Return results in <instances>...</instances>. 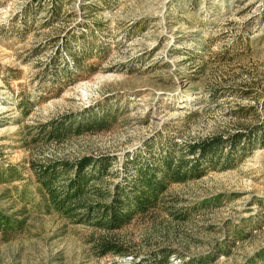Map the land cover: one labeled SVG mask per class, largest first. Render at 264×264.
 <instances>
[{
  "label": "rangeland",
  "instance_id": "374dc122",
  "mask_svg": "<svg viewBox=\"0 0 264 264\" xmlns=\"http://www.w3.org/2000/svg\"><path fill=\"white\" fill-rule=\"evenodd\" d=\"M95 120L105 127L45 138L54 126ZM256 124L264 126V0H0V215L12 226L0 224V264H129L161 249L171 264H264L256 137L218 152L233 167L164 182L112 230L56 211L38 172L108 156L109 172L90 190L118 186L134 197L135 167ZM56 167L61 189L71 173ZM93 238L124 254H101Z\"/></svg>",
  "mask_w": 264,
  "mask_h": 264
},
{
  "label": "trees",
  "instance_id": "16d2710c",
  "mask_svg": "<svg viewBox=\"0 0 264 264\" xmlns=\"http://www.w3.org/2000/svg\"><path fill=\"white\" fill-rule=\"evenodd\" d=\"M89 52H83L81 56H74L75 65L78 67L80 58L87 55ZM66 75V70L63 71ZM62 88L58 90L60 92ZM103 121L95 120L93 122H76L71 126H54L51 131H44L45 138L60 140L68 134L78 135L85 131H95L105 127ZM258 126L244 133H236L227 138L211 137L199 142L185 144L177 155L173 154L172 150L163 152V156L157 158L154 162V167H135L137 174L134 175V197L126 191H121L118 186L114 187L116 192L94 189L90 190L93 179L98 176L105 175L111 167L110 158L108 156H100L97 158L83 156L76 162H58L50 165L40 166L38 172L43 177H40V182L44 185V196L46 201L50 203L56 211L64 213V215H73L76 212L83 213L86 223L95 227L104 229L119 228L133 217V215L142 213L144 209L150 205L152 199L164 187L166 183L183 182L192 178H200L207 170H224L233 167L230 158L225 156L218 158V152L222 148H236L240 140L244 136H252L258 139V143L264 144V126ZM250 132V134H248ZM244 139V138H243ZM191 158H187V156ZM56 165L61 167V172L64 175L71 173V176L65 180V184L61 189H57L54 183L57 182L60 176L57 175ZM152 166V164H150ZM148 167V168H147ZM37 172V173H38ZM36 173V174H37ZM161 173V176L156 178V175ZM98 175V176H97ZM87 192H93L99 198L110 199L107 203L95 202L87 204L80 201V197ZM114 193L117 195L114 196ZM122 195V199L118 197ZM111 197V198H110ZM77 199V200H76ZM82 211V212H79ZM95 214V218L92 215ZM77 215V214H76ZM0 224L6 228H11V223L8 222V217L0 215ZM94 247L101 253L107 252L123 255L122 248L108 240L93 238ZM171 253L161 249L143 259H133L129 264H171Z\"/></svg>",
  "mask_w": 264,
  "mask_h": 264
}]
</instances>
